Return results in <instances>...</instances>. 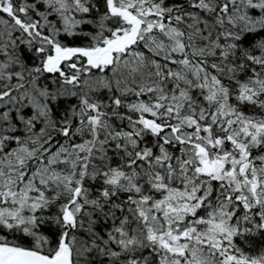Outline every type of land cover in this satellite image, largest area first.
I'll return each mask as SVG.
<instances>
[{"label":"snow or ice","instance_id":"obj_1","mask_svg":"<svg viewBox=\"0 0 264 264\" xmlns=\"http://www.w3.org/2000/svg\"><path fill=\"white\" fill-rule=\"evenodd\" d=\"M0 264H264V0H0Z\"/></svg>","mask_w":264,"mask_h":264}]
</instances>
